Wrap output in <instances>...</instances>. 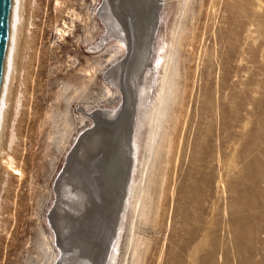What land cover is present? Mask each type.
<instances>
[{
	"label": "rangeland",
	"instance_id": "rangeland-1",
	"mask_svg": "<svg viewBox=\"0 0 264 264\" xmlns=\"http://www.w3.org/2000/svg\"><path fill=\"white\" fill-rule=\"evenodd\" d=\"M104 3L21 0L0 137V264H65L70 237L58 231L55 218L71 222L98 208L96 202L63 208L67 193H60V182L67 169L82 170L78 162L67 164L78 142L86 143L81 137L110 125L92 114L124 108L109 75L127 54L114 38L103 41ZM157 5L146 83L151 100L175 37L166 78L171 96L149 155L141 206L133 209L134 198L125 207L118 203L97 237L92 261L264 264V0ZM148 132L144 120L129 182L140 176ZM92 224L85 221L78 232ZM74 238L76 243L80 237Z\"/></svg>",
	"mask_w": 264,
	"mask_h": 264
},
{
	"label": "bare ground",
	"instance_id": "bare-ground-1",
	"mask_svg": "<svg viewBox=\"0 0 264 264\" xmlns=\"http://www.w3.org/2000/svg\"><path fill=\"white\" fill-rule=\"evenodd\" d=\"M104 1L105 3L99 11V16L106 27V35L103 41L105 42L107 39L114 38L119 42L118 48L126 51L127 54L123 61L111 69V74L109 73V84L115 86L117 91L122 93L124 108L121 107L122 110L119 113L116 112L117 114L111 111L99 110L92 114L94 119L109 121V128L107 127L106 130L104 129L100 133H95V130L85 133L81 139L86 137V143L80 145V142H78L73 154L67 159L69 167L78 162L82 170L79 169L78 174H72V169L70 171L67 169L68 171L66 170L65 174L64 172L61 174V176L64 175L60 182V193H67L65 195L66 199L62 202L65 203L63 208L71 211L73 210V205L75 208L80 203L93 205L96 202L98 205L97 209L93 207L96 209L94 214V211H87L86 214L82 213L84 215H79L76 218L77 220L73 219L71 222H67L62 216L55 218L58 231L69 235L68 242L73 240L75 236L77 238L80 237L76 243H73V241L70 243L64 242V255L61 258L65 264H68L69 261H73L72 263L75 264H94L92 253L95 249L97 237L105 221H107L106 217L112 214L120 201L122 206L125 207V203H128L129 199L134 198L133 209L136 210L141 206V198L143 196L141 192L146 191L141 185L146 176L149 155L153 152V146L156 144L167 96H171V86L166 78L169 79L167 75L168 66L175 55L173 47L176 45V42H174L175 37H173L165 54L166 59L164 60V64L159 67V72H157V82L154 87L153 96L151 97L152 101L149 99L150 88L146 83V76L153 69L149 62L153 50L152 37L156 30L155 26L159 15L160 5H157L159 0ZM20 19L21 0H13L0 92V137L4 110L8 103V91L13 79L14 53L18 43L17 36ZM113 57L110 56V59ZM94 69L93 67L88 71L90 79L93 77ZM105 89L108 95L111 94L109 87ZM143 110L145 111L144 114ZM144 120H146L149 127V132L144 142V149L148 156H144L141 162L140 166L142 168L139 178L135 182L131 180L129 182V178L132 176L129 177V173H132V169L134 168L133 157L137 155L135 153H137L138 149V137L141 133ZM103 123L105 125L108 124L106 122ZM129 127H131L130 132H127L126 129ZM109 132L111 134H109L110 137L108 136ZM69 167L67 166V168ZM76 170L74 171L76 172ZM86 193H88V196ZM59 196L62 197L61 195ZM103 201L106 202L103 204ZM105 203L107 204L106 206ZM59 212L63 213V209ZM88 220L92 221L93 227L82 235L77 230L80 226L83 227L85 221L87 222ZM112 220L114 219L112 218ZM115 221H117V218ZM119 224H117V228L121 229L122 227ZM112 234L110 230V235Z\"/></svg>",
	"mask_w": 264,
	"mask_h": 264
},
{
	"label": "water",
	"instance_id": "water-1",
	"mask_svg": "<svg viewBox=\"0 0 264 264\" xmlns=\"http://www.w3.org/2000/svg\"><path fill=\"white\" fill-rule=\"evenodd\" d=\"M12 1L13 0H0V92H1V82L3 79L4 63H5V56H6L8 36H9ZM80 230L82 229L80 228L77 231Z\"/></svg>",
	"mask_w": 264,
	"mask_h": 264
}]
</instances>
